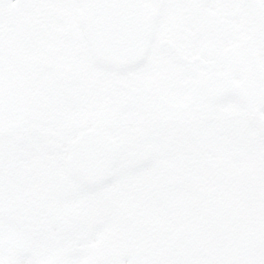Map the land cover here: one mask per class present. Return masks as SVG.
<instances>
[{"label":"rangeland","instance_id":"rangeland-1","mask_svg":"<svg viewBox=\"0 0 264 264\" xmlns=\"http://www.w3.org/2000/svg\"><path fill=\"white\" fill-rule=\"evenodd\" d=\"M77 1L18 0L12 17L15 1L0 0V264H117L111 260L124 250L143 248L152 264H239L257 256L264 249V100L250 58L258 56L264 70V0H144L154 29L147 55L164 69L157 80L156 71L148 75L149 86L145 70L127 82L121 76L120 89L87 59ZM202 59L229 71L252 108L217 103V85L195 75ZM102 92L126 108L115 110L111 99L103 107ZM244 123L253 144L234 134ZM22 124L61 146L96 129L126 155L111 182L90 193L67 177V154L52 157L45 144L21 167ZM138 147L167 154L162 169L172 182L163 194L154 174L160 164L135 161ZM41 155L49 173L35 164ZM152 190L173 219L154 204ZM196 195L205 200L199 208ZM227 206L241 211L237 228L229 221L240 216L208 215ZM144 228L155 232L137 237Z\"/></svg>","mask_w":264,"mask_h":264},{"label":"water","instance_id":"water-1","mask_svg":"<svg viewBox=\"0 0 264 264\" xmlns=\"http://www.w3.org/2000/svg\"><path fill=\"white\" fill-rule=\"evenodd\" d=\"M87 13L86 36L91 37L98 49L125 52L130 49L129 43H134L136 35L140 33L141 13L130 1L115 5L111 0H96ZM251 64L255 84L263 86V72L256 56L252 57ZM263 93L264 89L260 95ZM227 98H233L240 103L244 101L241 87L225 76L219 81L216 99L224 101ZM113 161V148L97 136L95 131H88L83 134L72 153L70 174L82 186L92 191L96 185L109 181L107 171Z\"/></svg>","mask_w":264,"mask_h":264},{"label":"trees","instance_id":"trees-1","mask_svg":"<svg viewBox=\"0 0 264 264\" xmlns=\"http://www.w3.org/2000/svg\"><path fill=\"white\" fill-rule=\"evenodd\" d=\"M13 1H15V5L14 6L11 5V6L8 7L10 9L9 11H11L12 17L15 15L16 10H17V8L15 6H17L19 4L18 0H13ZM86 1L87 0H79V5H78L79 13L80 12L83 13L85 11V5H87ZM80 16H81V14L79 15V17ZM210 70H212V68H210ZM218 74H220L219 71L217 69H215V71H213L212 74L208 75V76L212 78L213 82H216V80L219 77ZM245 117H247V119H248V116H245ZM245 117L243 118V122L246 119ZM248 126L249 125L244 123L243 126H241L240 128L235 129L234 134H236L237 136L241 135V136H239L240 140L243 137V139H247L248 143H249V140H251V144H253L254 139L252 138L250 132L247 130ZM17 143L19 144V147L21 146V148H22L21 150L23 152L21 154V167H26L27 163H32V161L35 160V159L33 157H30V154H32V152L41 153V147H42V145L45 144V145L48 146V150L50 151L48 153V155H50L52 157H54L55 154H58L59 152L60 153L63 152L64 154L65 153L67 154V159H66V165H67L66 166V172H67V170H68V162H69V157H70V150L73 148V145H72L73 143L70 142L69 144H65V146H61L59 142L52 141L49 138H47L45 136H42L40 134V132H38L37 130L32 129L31 127L26 126V125H22L21 126V145H20L19 142H17ZM243 143H244L243 146H244V149H245L246 146H247L246 145L247 143H246L245 140H243ZM249 145H250V143H249ZM243 146L241 145V147H243ZM139 150H141L140 153L139 152L135 153V152H137ZM132 153L135 154V156L133 157V159L135 161H141L143 158H147L149 160V163H151L153 161V163L160 164L161 168L159 169L158 172H154V174H155V177H156V182H160L159 183L160 184L159 185L160 193L164 192L165 189L168 188L167 187L168 183L172 182V178H171L172 174L170 172H168V171H165L164 167L162 169V166H166L167 165V163H166V161H167L166 159L168 157L167 154L164 155V153L159 151V150H158V153H153L152 154V152H150V150H148L146 147H144V148L138 147V148L134 149V151H132ZM143 154H144V156H141ZM125 155H126V153H124V152H121V153H119L117 155V158H116V161H115V164H114L115 169L119 168L121 166ZM154 158H157V159H154ZM35 164L40 166V167H42L44 169V172H46V173H49L50 172V168L52 167V165L50 164V161L46 160L44 158V156H42V155L39 157V161L37 163L35 162ZM157 169H158V167H155V171H157ZM188 190H189L190 194L193 192V189L191 187H189ZM151 193L154 196V198H153L154 202L159 205V206H157V208L161 211V213L163 212V215L167 216L168 218H172L173 214L171 215L169 213V211H167V209L169 207H165V205L163 203V198L160 196V194H156V192H154V190H152ZM195 194H199V193H194L193 192V195H195ZM199 196H197V195L194 196V199H195L194 204L196 203L197 199L199 201V203L195 204V206L197 208H199V206H202V204L205 202L204 198H203V200H201V198H199ZM224 208L226 210L222 209V210L214 211V213L210 212L208 215L214 214L213 216H217L218 214L226 212L227 214L228 213H233L237 217L240 216V218L238 217L239 219L234 218V220L229 221L230 227L237 228L239 221H243V218H242V215H241V211L240 210L239 211H233L230 206H227V207H224ZM178 213H180V211ZM170 227H171V224L168 223V228H170ZM229 231L230 230H227V228H226V229H224L222 231L221 234H223V237H225V235L227 236V235H229L231 233V232L229 233ZM149 232H152V231L149 229L148 230V234H149ZM188 233H196V231L188 232ZM144 235H146V234H144ZM181 237L182 236H179L178 238H175V241L179 240ZM225 239H226V237H225ZM127 253H128V251L126 252V254L124 256L122 255V256L116 258L115 261L121 262V258H125V259L127 258V259H130V260H133V261H130V264H152V262L149 259L143 257V255L146 253V250L144 248L141 249L138 252L139 257H137V258L127 257L128 256Z\"/></svg>","mask_w":264,"mask_h":264},{"label":"flooded vegetation","instance_id":"flooded-vegetation-1","mask_svg":"<svg viewBox=\"0 0 264 264\" xmlns=\"http://www.w3.org/2000/svg\"><path fill=\"white\" fill-rule=\"evenodd\" d=\"M96 0H88L87 7L90 9L93 2ZM135 6V8L141 12L142 14V22L143 24L140 26V33L136 35L134 43H129L130 49L126 50L125 52H119L117 50H110V49H97L95 47V44L90 39H87L86 44L88 46L89 50H92L91 54L88 56L87 59H90L91 62L100 68H103L106 72L105 74H108L109 72L112 74L111 79L115 83V87L119 88L122 86V80L120 79L121 76L124 77L125 82L132 79H136L138 76L137 74H141L143 70L145 72H142V75H145L144 83L150 85L149 77L148 75L154 71H156V78L153 80H157L160 77L159 69L162 70L164 67H161L162 64L158 63H151L149 61V55H147V52H149V45L152 44L153 39L146 38L148 35V30L150 25L152 26L153 22L149 21L150 17H148V13L146 12L144 8V0H111L112 3L117 5L118 2H129ZM149 19V20H148ZM83 26H85V23H83ZM170 46V45H169ZM174 48V47H173ZM175 51V50H174ZM178 52V50H176ZM179 53V52H178ZM182 54L176 55L180 60L182 61L181 64L184 63L185 57L181 56ZM162 59H167L166 56L162 55ZM166 61V60H165ZM96 67V68H97ZM180 67V66H179ZM109 73V74H110ZM147 73V74H146ZM116 76L118 81L116 80ZM140 83V81H139ZM164 84V82H162ZM113 84V83H112ZM154 84H158V81ZM159 85V84H158ZM158 85H154L153 87H156L158 89ZM147 86V87H148ZM158 90L154 93L157 94ZM146 94V93H143ZM132 96H137L138 94L133 92L131 93ZM159 97L158 95H156ZM102 104L103 107L107 106V101L110 100V102L114 101V109L118 111V109L122 110L126 108V104L122 99H117L115 97V94L110 98L105 92H102ZM264 98V97H263ZM156 100V99H155ZM158 106L160 107H166L168 104L163 99H158ZM263 100V99H262ZM259 108L262 112H264V104H260ZM116 111V112H117ZM260 127H261V134L264 137V119H260ZM142 140V137H139Z\"/></svg>","mask_w":264,"mask_h":264},{"label":"snow or ice","instance_id":"snow-or-ice-1","mask_svg":"<svg viewBox=\"0 0 264 264\" xmlns=\"http://www.w3.org/2000/svg\"><path fill=\"white\" fill-rule=\"evenodd\" d=\"M239 264H264V249L257 256L242 259Z\"/></svg>","mask_w":264,"mask_h":264}]
</instances>
